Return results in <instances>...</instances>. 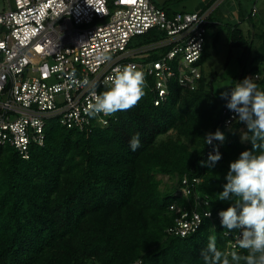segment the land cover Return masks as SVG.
I'll return each instance as SVG.
<instances>
[{"label":"trees","instance_id":"16d2710c","mask_svg":"<svg viewBox=\"0 0 264 264\" xmlns=\"http://www.w3.org/2000/svg\"><path fill=\"white\" fill-rule=\"evenodd\" d=\"M216 1L196 13H205ZM219 11L209 17L205 49L197 64L203 77L196 90H185L173 81L167 101L156 106L149 80L145 96L132 108L112 114L106 128L85 134L50 121L44 145H33L29 159L14 149L0 148V264H203L200 251L211 235L217 237L221 251L246 254L234 245L238 233L225 235L227 230L220 227L218 213L229 202L217 200L216 194L223 191L230 162L251 144L241 142L244 124L235 120L225 125L226 101L213 87L218 75L207 76L203 65L215 27L219 30L215 42L228 32L230 51L242 52L238 60L242 71L233 76L229 90L247 76L264 88V41L256 47L257 35L252 40L240 24L227 21V30L218 27L219 19L213 16ZM239 12L240 23L248 19L253 24V15L240 3ZM152 35L141 36V43L151 45ZM217 130L225 141L205 145L204 136ZM136 133L140 147L132 151L129 142ZM213 146H219L222 159L214 167L201 166ZM159 175L176 178V188L163 191ZM185 177L201 180L192 205L199 202L197 197L208 201V208L199 209L209 210L212 218L204 217L197 232L182 238L169 232L176 217L170 207L188 204L174 194Z\"/></svg>","mask_w":264,"mask_h":264},{"label":"built area","instance_id":"2783aa9c","mask_svg":"<svg viewBox=\"0 0 264 264\" xmlns=\"http://www.w3.org/2000/svg\"><path fill=\"white\" fill-rule=\"evenodd\" d=\"M3 2L0 148L14 149L23 159L30 158L33 145H44L50 121L85 134L108 127L113 115L92 117L87 106L92 91H104V82L116 67L134 64L142 70L145 82L153 83L156 106L167 101L173 81L194 91L203 77L197 64L215 9L170 14L154 0ZM256 13L254 10L252 15ZM151 34L155 40L151 45L135 44L141 36ZM73 72L75 79H87L88 85L71 83ZM224 115L225 125L231 126L234 114L225 109ZM200 182L187 177L180 182L177 194L188 204L170 207L176 215L169 229L174 236L185 238L199 230L204 217L212 218L209 210L199 209L202 205L208 208V201L197 197L199 202L192 205L191 196Z\"/></svg>","mask_w":264,"mask_h":264},{"label":"clouds","instance_id":"9594fccd","mask_svg":"<svg viewBox=\"0 0 264 264\" xmlns=\"http://www.w3.org/2000/svg\"><path fill=\"white\" fill-rule=\"evenodd\" d=\"M69 80L80 86L89 83L87 79H75V72ZM104 88L99 94L92 91V102L87 106L92 117L110 116L136 105L146 94L145 73L134 64L116 67L105 80ZM220 98L226 101L233 118L246 126L241 142L251 144L249 150L230 162L223 191L216 194L217 200L229 202L218 213L220 227L227 230L225 235L238 233L236 246L246 250V254L221 251L217 237L211 235L200 256L203 264H264V88L258 87L253 76H247L222 92ZM225 138L220 130L209 132L204 136L205 145H213L214 140L224 142ZM129 143L131 150L136 151L140 147V134H134ZM213 153L207 161H201V166L214 167L222 159L219 146H213Z\"/></svg>","mask_w":264,"mask_h":264},{"label":"rangeland","instance_id":"374dc122","mask_svg":"<svg viewBox=\"0 0 264 264\" xmlns=\"http://www.w3.org/2000/svg\"><path fill=\"white\" fill-rule=\"evenodd\" d=\"M155 4L161 7L162 9H165L166 11H169L171 13H177V12H186V13H196L199 9L202 8L204 5V2L206 0H154ZM222 2V3H221ZM225 2L224 5H228L229 3H241L244 11L246 10L248 13H251L255 7L259 10L260 14L257 16L252 17V22L255 24V30L252 27V24L249 20L246 21V23L243 24L242 29L245 32V35H247L250 32L251 39L253 40V35H257V38L255 40L256 47H261L263 45V39L261 38L262 31L264 32V0H217L215 4L213 5L212 9H218L220 8V11L216 14H214L213 17L216 15L219 16L220 12L224 10V5H222ZM221 3V4H220ZM219 5V6H218ZM221 5V6H220ZM218 6V7H217ZM4 8V2L3 0H0V12ZM213 10V11H215ZM253 13V12H252ZM257 14V13H256ZM249 21V22H248ZM227 23V21L224 22V25ZM224 30H227L226 26L224 27ZM218 29L215 27H212L210 30L211 39L209 40L210 45L208 48V57L207 61L203 65V71L204 73L209 76L212 72L216 73L218 76L216 78V81L214 82V91L218 97H220V94L224 91H228L229 87L231 85V79L233 76H238L240 71H242V66L240 65V62H238L239 58L235 57L238 54L236 50L230 51L229 47V41L227 40V34L228 32H223L221 34V37H218V40L215 42V36L218 34ZM217 38V37H216ZM143 39H139L135 42V44H139L142 42ZM233 55V56H232ZM241 55V54H240ZM232 56V57H231ZM242 134H245L246 128H242ZM170 136H176L175 132H171L169 134ZM166 137L162 138L161 140H165ZM158 180L162 181V190L163 191H171L173 187L176 188L178 184V180L175 178H171L169 176H158ZM174 191V189H173ZM177 194V191L176 193Z\"/></svg>","mask_w":264,"mask_h":264},{"label":"crops","instance_id":"0c3cea01","mask_svg":"<svg viewBox=\"0 0 264 264\" xmlns=\"http://www.w3.org/2000/svg\"><path fill=\"white\" fill-rule=\"evenodd\" d=\"M210 0H206V2H204V4H206L207 2H209ZM225 1V0H223ZM222 3V2H221ZM220 3V4H221ZM225 2L222 4L224 5ZM241 4V3H240ZM219 6V5H218ZM217 6V7H218ZM221 6V5H220ZM220 9V8H218ZM254 9L257 10V16L260 14L259 10L257 9V7H255ZM253 12V11H252ZM249 13V14H252ZM248 13V12H247ZM217 14V13H216ZM221 14L222 16H215V17H218L219 20H216V24H218L217 26L218 27H223L224 25H222V23H224L225 21H229V23H231L232 25H238L240 24L241 25V28L243 26L244 23H240V20H241V12H239V4L238 3H229L228 5H224V10L221 11ZM248 20V19H247ZM249 22V21H248ZM252 24V23H251ZM252 27H253V24H252ZM244 31V30H243ZM219 33V32H218ZM223 33V32H222ZM245 33V32H244ZM250 35V32L247 34V36ZM234 50H232V53ZM236 52H238V54L236 56H234L233 58L235 57H240V54L242 53L240 50H236ZM233 56V55H232Z\"/></svg>","mask_w":264,"mask_h":264}]
</instances>
